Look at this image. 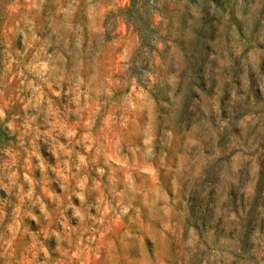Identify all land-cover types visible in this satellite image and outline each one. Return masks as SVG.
Returning <instances> with one entry per match:
<instances>
[{
	"label": "clouds",
	"instance_id": "9594fccd",
	"mask_svg": "<svg viewBox=\"0 0 264 264\" xmlns=\"http://www.w3.org/2000/svg\"><path fill=\"white\" fill-rule=\"evenodd\" d=\"M18 7L0 264H264V0Z\"/></svg>",
	"mask_w": 264,
	"mask_h": 264
},
{
	"label": "rangeland",
	"instance_id": "374dc122",
	"mask_svg": "<svg viewBox=\"0 0 264 264\" xmlns=\"http://www.w3.org/2000/svg\"><path fill=\"white\" fill-rule=\"evenodd\" d=\"M21 0H0V25L3 24L6 18H18L22 9L18 7ZM8 137H5L7 139ZM2 193V190H0ZM6 195V193H3Z\"/></svg>",
	"mask_w": 264,
	"mask_h": 264
}]
</instances>
